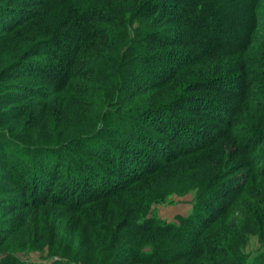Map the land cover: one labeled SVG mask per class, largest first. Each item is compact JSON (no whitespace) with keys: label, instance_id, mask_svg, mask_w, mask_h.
<instances>
[{"label":"rangeland","instance_id":"1","mask_svg":"<svg viewBox=\"0 0 264 264\" xmlns=\"http://www.w3.org/2000/svg\"><path fill=\"white\" fill-rule=\"evenodd\" d=\"M148 2L0 0V264H165L154 260L155 254L149 260L139 259L141 251L154 252L158 246L178 248L176 229H152L157 224L175 226L177 230L184 226L197 228L200 238L192 245L200 249L207 242L215 254L205 250L199 257L177 259L179 249L168 264H264V180L255 174L263 168L258 162L253 164L255 157H264V0H259V26L245 51H221L185 66L170 84L152 96L136 95L139 88L123 85L125 73L141 63L122 58L125 67L119 62L114 64L116 56L123 57L126 43L141 40L137 38L139 29L143 30L141 25L146 30L155 23L160 27L177 25L170 15L150 13ZM167 2L170 11V3L172 11L182 5L179 0ZM83 9L85 16L81 14ZM96 13L103 18L95 17ZM113 17L116 23L122 20L123 29L129 33L124 44L122 40L103 39L109 35L114 39L109 31L118 28ZM8 26L11 30L4 32ZM99 36L103 37L96 38ZM75 40L81 44L76 46ZM72 49L76 63L62 66L69 57L61 62L58 56L71 55ZM158 49L171 57L193 50L190 45ZM239 59L242 71L232 69ZM38 62L53 63L71 74L66 88L42 95L47 88L34 82L40 75ZM31 72L36 74L34 79L29 76ZM111 72L116 76L108 77L106 83H114L115 92L122 89L123 99L115 98L117 94L95 82L98 76L106 78ZM232 72L243 78L245 86L236 85L237 92L243 94L240 98L228 91L236 78H221ZM205 95L228 109L222 114L230 124L216 118L213 110L204 111L202 106L210 103L199 97ZM157 99L159 105L170 103L173 119L206 137V146L163 162V154L157 151L167 144V134L163 128L148 126L142 120L151 116L148 109ZM167 112L155 115L166 119ZM99 145H109L113 152L117 148L120 156L131 159L130 166L138 158H146V166L144 162L135 164L136 174L125 177L129 171L122 169L127 162L120 164L111 155L105 162L100 161L95 156ZM24 146L52 148L62 162L72 160L82 167L86 164L87 169L97 166L109 178L120 179L124 190L79 210L48 203L39 211L27 213L15 183L17 175L8 167L12 151ZM152 166L155 170L148 171ZM257 180L263 186L259 191L252 188L254 197L233 201L229 206L231 215L220 217L215 225L203 229L186 222L195 218L215 187L235 181L245 183L247 189Z\"/></svg>","mask_w":264,"mask_h":264},{"label":"trees","instance_id":"2","mask_svg":"<svg viewBox=\"0 0 264 264\" xmlns=\"http://www.w3.org/2000/svg\"><path fill=\"white\" fill-rule=\"evenodd\" d=\"M179 1H181L180 4L182 5H179L178 8L173 9V11L170 3V11L167 7V0H149L148 5H150V13L160 11L170 15L177 25L168 27L163 25L164 27H160L161 25L156 26L155 23V25L150 27L152 28L150 30H146L147 28L145 29L144 25H141L143 30L141 31L139 29V32L137 33V38L140 37L141 40H137L136 42L129 41L126 43L123 51L121 49L123 57H119L120 54L118 55V53L121 52L120 50L119 52L116 51L118 56H116L114 64H116V62L118 64L119 62L121 65H124V62L121 63L122 58L130 59L131 62L135 60L141 63V66H135L132 72L128 71L125 73L126 77L122 81L123 85L126 84L127 89L130 87L134 89V86L139 88L140 90L136 92V95H154V92L158 89L163 88L172 82L176 72H179L185 66L196 64L202 58L208 57L211 54L221 51H226L230 54L245 51L253 40L254 29L259 26L256 13L259 0ZM84 10L85 9L81 11V14L85 16ZM105 13L107 17L110 16V11H106ZM94 16L97 18H103V15H99V13H96ZM115 19L116 17H113L114 22ZM4 22L5 21H2V23ZM121 22L122 20H119L117 23L115 22L118 27L117 29L109 28L110 33L114 35V39L108 34L110 38H103L104 41L114 42V40L117 39L116 41L121 43L122 40V43L124 44L129 33L127 30L123 29ZM197 25L198 29H196ZM9 30H11L10 26L5 27L4 32ZM103 31L105 32V29H103ZM91 33L88 32L87 35H90ZM102 37L103 36H99L96 38ZM77 44L80 45L81 43L76 41V46ZM169 45L185 47L190 45L193 50L189 52L182 51L179 52L177 56L171 57L169 53H161L160 49H158L160 46ZM111 47H113V45ZM72 50L71 55H65L63 53L64 57L58 56L62 60L61 62L69 57L67 63H61L62 66L71 67L72 64L76 63V60L73 59L74 55H72L75 51ZM58 57L57 60H60ZM117 57L120 58L119 61ZM165 57H167L168 60H164ZM177 58H179V61L175 63L174 61ZM170 60H173V62H170ZM240 60L241 59L234 63L232 69L239 68L242 71L240 68ZM37 65L36 69L38 68L37 71L40 75L38 76L31 72L29 76L33 78V75H36L34 80V82H37L36 85L40 86V88H47V91L42 95L48 96L50 93L58 92L66 88L67 80L71 74L61 71L59 67L53 63L38 62ZM125 66L126 65H124V67ZM136 69H138L139 72ZM110 71H112V68ZM134 71H136V73H134ZM113 74L116 76L115 72H111L107 74V76L105 75L106 78H104V75H100L95 82L103 83L112 94L114 93V96L117 94L115 98L120 100L123 99L121 96L122 89L119 91L116 89L115 92V89H113L114 83H106L108 77H113ZM239 74L240 73L233 74L232 72L231 75L228 74L221 77L222 79L227 77L230 80L236 78L233 83H230L233 84L234 87H231L228 90L232 92L233 96H235L234 98H240L243 96V94L237 92V84L240 86L242 85V87L245 86L243 78L240 77L241 75ZM206 88L211 87L206 86ZM42 91L43 89L40 92ZM199 98H205L204 100L210 103L202 106L204 111L213 110L212 112L215 114L216 118L220 119L227 125L230 124L229 122L231 121H227V118L225 117L226 114H222V111L228 110L222 103L216 102L214 99L208 98L206 95L200 96ZM158 99L151 101L152 105L148 109L151 111V116L149 115L146 119L143 117L142 120H144L143 122L148 123V126L153 124V126H157L160 129L163 128V133L167 134V144L160 146L159 148L163 149L160 150L158 148L157 151L160 155L163 154V162L169 163L183 155H189L199 151L206 146V137L201 136V133L196 128L192 126L189 127L188 125H185L184 122L182 123L181 121L173 119L171 116L172 111L170 112L171 107L168 106L170 103L159 105L160 100ZM166 109L169 110V112H167L168 118L165 119V117H161L160 115L162 114L161 112H164ZM155 113L160 115H155ZM194 129L198 134L195 133ZM154 140L158 141L157 139ZM158 145L160 144L158 143ZM169 145H173L174 148L169 149ZM36 147L38 148V146ZM31 148L24 146L17 150H13L8 159L10 164L8 167H11L13 174L17 175V178L14 177L15 183L18 184V190L22 194V205H25L27 213L39 211L48 203H56L57 205H63L65 207L79 210L82 209L85 204L98 200L110 199L124 190V186H122L120 179H115L113 177L109 178L107 174L97 166L90 167L88 165L89 168L87 169L86 164L82 167L79 163H75L72 160H68L67 162L63 160L62 162L60 156L58 158L56 157L52 148ZM98 148L95 156H97L102 162H105L107 155L116 157L120 164L122 162H127V167L122 169L126 173L129 171V174H125V177L136 174L137 166L135 164H141L144 162L143 166H146V158L143 160L138 158L137 162L134 164L136 167H134L132 165L130 166V158L124 159L123 156L119 155L117 148H115V152L111 150L109 145H99ZM246 148L248 149L250 147ZM167 153H169V155L165 156ZM255 159L256 161L253 164H257L256 162H258L263 168L262 171H255V174L258 178L264 180V157H255ZM120 167L122 168L121 165ZM154 170L155 166L148 169V171ZM138 172L141 173V171ZM259 180L254 181L253 184L251 183L247 189L244 187L245 183H237L235 181H232V185H223L222 187H218V189L215 187L212 195L203 202L198 211L199 213H197L195 218H189L188 221H185L192 222L195 226L203 227V229H206L209 225H215L220 217L231 215L229 206L233 201H237L239 197H244V199L248 200L254 197V194L252 193L254 191L252 188H254L255 191H259L263 186V183H260L261 181ZM225 197H227V201H225ZM2 208L6 207L3 206ZM152 226L153 225H150L149 228H152ZM170 228H173V230L176 229L174 232L176 238L179 240L178 248L171 249L169 247H164V245L161 247L158 246L153 248L154 252H152V250L148 252L141 251V254L139 253V259L149 260L150 256L155 254L154 260H160L161 262H166L165 264H168L171 258H173L172 255L176 254L175 252L179 249L180 250L177 252V259L190 256L199 257L200 253L205 252V250H207L208 254H214L209 250L207 242H204L200 249H195L196 247L192 245L195 240H199L200 238L197 235V228L191 229L189 226L188 229L184 226L179 227L177 230L175 226L157 224L152 229L166 231ZM191 231L193 232V237H190Z\"/></svg>","mask_w":264,"mask_h":264}]
</instances>
